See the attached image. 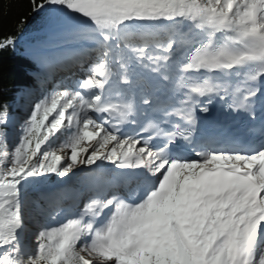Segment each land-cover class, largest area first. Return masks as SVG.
Wrapping results in <instances>:
<instances>
[{"label": "snow or ice", "instance_id": "obj_1", "mask_svg": "<svg viewBox=\"0 0 264 264\" xmlns=\"http://www.w3.org/2000/svg\"><path fill=\"white\" fill-rule=\"evenodd\" d=\"M30 5L76 46H38L42 69L81 78L11 148L0 111V264H264V0Z\"/></svg>", "mask_w": 264, "mask_h": 264}, {"label": "trees", "instance_id": "obj_2", "mask_svg": "<svg viewBox=\"0 0 264 264\" xmlns=\"http://www.w3.org/2000/svg\"><path fill=\"white\" fill-rule=\"evenodd\" d=\"M41 17L31 11L30 0H0V39L15 36L14 46L0 49V111L7 106L12 122L15 100L28 81L31 63L22 56L26 41L41 37ZM8 124V126H9ZM8 126L3 129L8 132Z\"/></svg>", "mask_w": 264, "mask_h": 264}, {"label": "rangeland", "instance_id": "obj_3", "mask_svg": "<svg viewBox=\"0 0 264 264\" xmlns=\"http://www.w3.org/2000/svg\"><path fill=\"white\" fill-rule=\"evenodd\" d=\"M56 38V36L55 35H51L48 39H46V40H44L43 42H40V45H39V47L40 46H42V45H46V46H49V47H51V45H54V40H55V38ZM38 46V45H37ZM34 47H36V45L35 44H32V43H30V44H28V43H25L24 45H23V49H24V52H25V55H27V52H28V50L31 48H34ZM67 133H65L64 135H62L61 137H60V139L56 142V146H57V150H58V154H61V155H63V153L62 152H59V144L60 143H62L66 138H67ZM61 138H62V140H61ZM65 151H67V150H65ZM106 163H110V162H107V161H105ZM92 167L91 166H86V165H77L76 167H74L70 172H69V174L71 173V172H76L77 174H78V178H83L85 175H88V174H90V173H92ZM68 174V175H69ZM52 175V182L53 181H60V180H66V178H57L56 176H55V174H51ZM50 180V181H51Z\"/></svg>", "mask_w": 264, "mask_h": 264}, {"label": "bare ground", "instance_id": "obj_4", "mask_svg": "<svg viewBox=\"0 0 264 264\" xmlns=\"http://www.w3.org/2000/svg\"><path fill=\"white\" fill-rule=\"evenodd\" d=\"M66 70H67V69H64V70L60 71L59 74H58V77H59V78H61V76L65 77V76L68 74V71H66ZM65 71H66V72H65ZM56 91H57V90H56ZM39 96H40V95L37 94L35 97H34V96H32V97H33V99H35V101H36L38 98H40ZM33 99H32L29 103H31L32 101H34ZM27 114H28V113H26V115H25L24 117H26ZM104 165H109V163L104 162ZM73 186H74V185H73Z\"/></svg>", "mask_w": 264, "mask_h": 264}]
</instances>
